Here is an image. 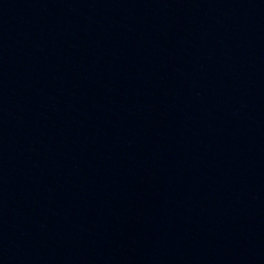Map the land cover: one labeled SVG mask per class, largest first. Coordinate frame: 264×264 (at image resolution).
I'll return each instance as SVG.
<instances>
[{"label": "water", "instance_id": "95a60500", "mask_svg": "<svg viewBox=\"0 0 264 264\" xmlns=\"http://www.w3.org/2000/svg\"><path fill=\"white\" fill-rule=\"evenodd\" d=\"M0 264H264V0H0Z\"/></svg>", "mask_w": 264, "mask_h": 264}]
</instances>
